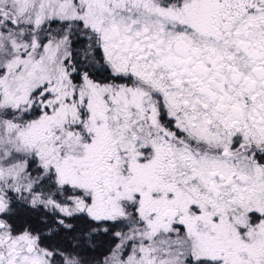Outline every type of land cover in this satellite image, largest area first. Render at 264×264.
Returning <instances> with one entry per match:
<instances>
[{
  "label": "snow or ice",
  "instance_id": "obj_1",
  "mask_svg": "<svg viewBox=\"0 0 264 264\" xmlns=\"http://www.w3.org/2000/svg\"><path fill=\"white\" fill-rule=\"evenodd\" d=\"M0 264H264V0H0Z\"/></svg>",
  "mask_w": 264,
  "mask_h": 264
}]
</instances>
